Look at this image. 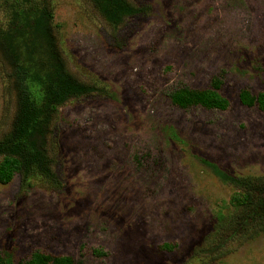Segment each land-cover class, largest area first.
Here are the masks:
<instances>
[{
  "label": "rangeland",
  "instance_id": "1",
  "mask_svg": "<svg viewBox=\"0 0 264 264\" xmlns=\"http://www.w3.org/2000/svg\"><path fill=\"white\" fill-rule=\"evenodd\" d=\"M51 1L69 72L96 90L60 110V190L40 179L25 189L19 176L0 184V260L264 264V233L207 254L237 192L216 169L264 177V112L240 102L244 90L264 93V0H130L148 13L119 30L87 0ZM3 58L0 136L17 109ZM217 77L226 111L171 103Z\"/></svg>",
  "mask_w": 264,
  "mask_h": 264
},
{
  "label": "trees",
  "instance_id": "2",
  "mask_svg": "<svg viewBox=\"0 0 264 264\" xmlns=\"http://www.w3.org/2000/svg\"><path fill=\"white\" fill-rule=\"evenodd\" d=\"M114 30L147 14V8L130 0H87ZM51 0H0V51L4 67L17 100L9 130L0 136V184L8 185L19 176L22 186L40 179L47 187L60 190L56 172L54 138L60 110L77 98L95 91L68 70L54 24ZM224 81L215 78L206 90L183 87L170 95L180 109L202 107L226 111L230 102L222 95ZM240 102L264 112V93L253 96L244 90ZM212 168H215L211 165ZM223 182L233 186V211L220 215L208 244L207 254L221 258V251L233 242L252 240L264 233V177H237L217 170ZM172 250L169 245L163 247ZM210 248V249H209ZM209 249V252H208ZM0 260V264H4ZM24 264H76L69 256L35 251Z\"/></svg>",
  "mask_w": 264,
  "mask_h": 264
}]
</instances>
